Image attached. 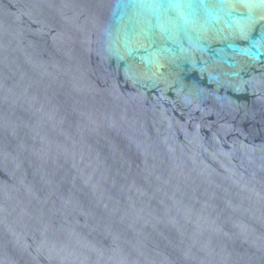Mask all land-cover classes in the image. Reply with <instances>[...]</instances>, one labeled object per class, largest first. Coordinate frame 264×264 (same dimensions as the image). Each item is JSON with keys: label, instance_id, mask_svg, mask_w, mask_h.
<instances>
[{"label": "water", "instance_id": "95a60500", "mask_svg": "<svg viewBox=\"0 0 264 264\" xmlns=\"http://www.w3.org/2000/svg\"><path fill=\"white\" fill-rule=\"evenodd\" d=\"M0 264H264V0H0Z\"/></svg>", "mask_w": 264, "mask_h": 264}]
</instances>
